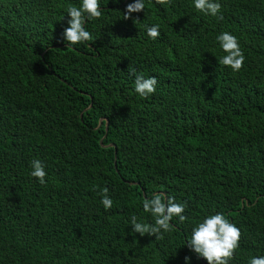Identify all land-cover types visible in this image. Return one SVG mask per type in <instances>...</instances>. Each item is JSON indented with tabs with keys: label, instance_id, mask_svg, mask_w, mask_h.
<instances>
[{
	"label": "trees",
	"instance_id": "16d2710c",
	"mask_svg": "<svg viewBox=\"0 0 264 264\" xmlns=\"http://www.w3.org/2000/svg\"><path fill=\"white\" fill-rule=\"evenodd\" d=\"M132 2L104 0L93 39L68 47L63 17L79 0H0V264H207L184 243L215 211L242 231L232 264L264 255V0H221L223 20L191 0H147V15L124 19ZM222 31L244 48L239 73L218 63ZM133 69L158 78L149 99ZM33 159L47 185L30 176ZM153 192L188 205L163 240L127 223L151 220Z\"/></svg>",
	"mask_w": 264,
	"mask_h": 264
},
{
	"label": "clouds",
	"instance_id": "9594fccd",
	"mask_svg": "<svg viewBox=\"0 0 264 264\" xmlns=\"http://www.w3.org/2000/svg\"><path fill=\"white\" fill-rule=\"evenodd\" d=\"M115 2L119 4L121 0ZM155 3L161 9H167L174 4V0H155ZM103 5L104 0H79L78 4L67 6L63 17V20L67 18V27L62 36L68 47H79L93 39V33L88 25L90 22L103 19L105 15ZM191 5L206 17L224 19L221 0H191ZM145 10H147V0H134L127 5L126 12H123L124 19H133V13L145 12L147 15ZM145 31L152 41L158 40L162 35L159 23L145 25ZM215 39L223 53L218 63L234 73L243 71L247 57L239 37L230 31H222ZM131 74L135 76L134 91L138 97L149 99L157 92L159 81L156 76L137 75L134 69ZM30 167V176L40 185H47L48 171L44 161L33 159ZM100 203L106 211L114 207V200L109 195L107 187L103 189ZM187 207V201L178 202L171 194L153 192L146 196L142 204L143 212L151 220L133 215L127 223L132 227L133 235H151L156 237V240H163L177 227L176 221L187 223L190 220L186 214ZM241 238V228L224 212L215 211L205 214L198 223L190 226L184 246L195 253L197 258L206 260L207 264H232L241 247ZM192 260V256H186L184 264H192ZM140 264L143 262L141 261ZM248 264H264V255L251 256Z\"/></svg>",
	"mask_w": 264,
	"mask_h": 264
}]
</instances>
